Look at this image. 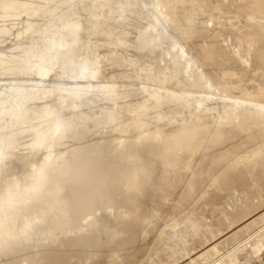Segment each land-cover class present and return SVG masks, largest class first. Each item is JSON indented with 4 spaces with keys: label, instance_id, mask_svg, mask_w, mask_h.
Listing matches in <instances>:
<instances>
[{
    "label": "bare ground",
    "instance_id": "obj_1",
    "mask_svg": "<svg viewBox=\"0 0 264 264\" xmlns=\"http://www.w3.org/2000/svg\"><path fill=\"white\" fill-rule=\"evenodd\" d=\"M92 1L94 3L98 0ZM204 1L206 0H203V3ZM222 1L214 3L212 8V11L215 9L214 15L219 14L218 11L216 13V8L222 9L223 5H219ZM225 1L228 4L229 1ZM236 1H232L234 6L232 2L230 6L235 8ZM241 1L237 2L241 4ZM210 2L209 6L208 3L205 4L207 10L205 5H202L204 9L202 8L201 2L200 7L196 5L198 0H105L99 8L88 10L86 0H0V264H202L200 259L205 254L212 255V251L218 249L223 240L227 242L230 231H234L230 232L234 234L238 229L239 232L244 227L250 228L248 226L251 224L248 226L245 224L248 220L242 219L248 213L251 214V201L245 208H241V202L244 203L245 200L248 202V199L246 197L241 198H245L244 201L239 199L241 207L238 209L240 206L238 205V210L233 211L229 207L230 197L228 198L226 193L234 190V187L247 188L248 172L244 171L246 173L244 175L238 168L240 164L243 167L247 161V157H242L248 151L239 153L244 148L242 146L239 148V145L245 147L252 145L250 141L256 138L258 142L252 141L253 145L256 143H259L256 144L258 147L264 145L261 143L264 141V97L260 96L264 94V82H261V78L264 77V16L261 17L264 15L262 13L264 0H257L256 3L252 2L253 4L249 0L254 8L248 6L249 3L247 7L243 4L251 12L256 10L257 14L262 13L259 16L247 10L248 20L253 23L247 25L254 27L255 33L250 35L251 37L256 35L261 44H258L260 47H256L255 52L254 48L251 50L248 45L252 52L246 50L245 41L250 37L249 32L244 33L248 35L247 37L240 35L241 32H238L240 36L237 35L239 42L243 35L241 39L244 43L241 42L245 49L242 45L240 46L242 49L238 48L239 45L235 43L237 48H232L234 41L229 43V38L233 31L229 32L231 33L228 35L229 38L225 36L227 40L229 39L228 46L232 44L231 48L227 45L225 47L231 50L227 51L228 48L224 50V44L223 47L220 44L222 41L226 43L227 40L214 42L213 39L218 38L214 32L221 23L225 25L226 23L222 22L223 18L216 15V18L222 21L219 24L215 18L213 25L217 23L219 26L216 25L215 29L208 28L210 25L207 22L208 30L205 26L201 27L204 24L201 20L211 17L210 13L207 15L211 10ZM192 3L196 8H193ZM118 4L119 10L110 15L113 30L106 40L102 32L107 30L110 19L105 20V10L117 7ZM133 4L144 6L147 9L144 14L149 18L148 24L139 33L138 30L142 28L140 26L145 24L146 20L142 18L141 20L145 22L142 23L136 19L140 26L137 27L136 23L135 26L139 29L134 28L132 24L136 18L134 14L139 12H136L139 7H132L134 13V10L132 9V12L130 9ZM190 5L193 9H197L198 6L197 11L201 12L198 18L203 17L202 10H207L205 11L207 14H203L209 16L204 17L205 19L200 18V21L196 19L197 16L194 17L198 21L197 23L195 21L196 24L193 23L197 28L195 33L193 32L195 28H192L193 30L186 28V20L190 18L186 19L184 14L188 13ZM226 7L229 9V6ZM238 7L237 9L241 10ZM128 11L132 12L131 16L128 14V19L132 18L128 20L129 23L126 16ZM190 11L187 18L191 15ZM243 11L244 15H247L244 9ZM219 12L227 22L229 20L232 22L231 24L228 22L231 26L233 22L237 25L239 15L238 20L234 16L237 21L232 18L236 11L227 14L230 18H227L222 10ZM180 16L185 17L186 20H183L185 23L183 21L180 23L182 19H179L178 23V17L184 18ZM245 19L247 20V16ZM183 23L185 27H179V24ZM228 23L226 27L229 26ZM131 24L133 29L137 30V36L136 32L133 34V37L135 36L133 39L139 46V50L136 49L137 44L134 48L138 50V53L135 51L136 57L132 49L134 41H130ZM128 26L130 31L126 30ZM244 27L246 28L245 25ZM248 28L243 30H250ZM209 31H212V34ZM221 32L215 33L220 35ZM126 34L130 36V40L127 41L133 44L132 48L129 46V54L125 49V45H129L124 39L127 37ZM198 35L209 40L204 41ZM219 38L221 40V36ZM200 39L206 42L207 45L204 44L207 48ZM253 39L256 38L249 41ZM210 40L212 41L209 45L207 42ZM255 41L256 46L259 41H256L257 43ZM116 47L124 48L126 52H123L124 49L123 51L121 49L122 52L117 49V54H114L112 49ZM111 52L114 54L113 59ZM126 53L130 58L135 57L136 62L128 58ZM252 53L255 55L251 57ZM107 55L111 56L108 58L113 60V64L112 60L107 59ZM219 55L221 58L230 57L233 64L230 62L232 65L228 67L223 60L225 63L218 61L220 63L218 65ZM214 63L217 64L216 67L213 66ZM133 65L136 67L143 65L141 67L143 69L135 74L138 69L133 68ZM212 66L214 70L211 68L209 73L208 69ZM132 68L136 69L135 73H132ZM132 74L140 76L138 78ZM117 75L123 78L131 76L134 82L137 78L142 85L146 83L141 85L142 87L139 85L135 87L131 86V82L130 85H126V81L124 85L119 86L123 80L122 77L119 78L122 82L118 80L121 82H118V85L115 81ZM141 75L146 77L147 81H140ZM144 77L142 79L146 80ZM97 100L105 101L103 112L96 115L100 117L84 111L79 113L82 107L85 110L87 104ZM169 102L170 105L184 104L183 108L175 105L179 110L182 109L179 115L181 112L186 114L184 109L187 107L192 110V113L188 112L191 115L184 118L187 114H183L184 119H177L178 110L175 111L177 116L174 115V105L169 106ZM118 104L123 109H117L126 113L128 111L132 113L133 110L130 109H134V106H137L136 110L138 107L141 109L149 107V110L150 108L157 110V113L159 109L166 110L171 107L173 111H170L173 114L167 113L169 110L161 112L164 113L163 117L170 114L171 116L167 115L169 119L176 116L177 122L167 120V116L165 119L161 117L162 115L158 117L161 112L157 114L150 110L151 112L148 111L150 115L144 117L153 118L152 115L156 114L155 118L158 120L146 118L147 122L149 119L153 120L151 125H147L145 119H141L143 122L139 121V124L134 120L135 126L130 122L133 117L131 113L130 118L129 113L117 115L118 110L117 114L114 112ZM165 105L169 108L164 107ZM222 110L228 114L227 120L233 124L229 125L232 127L231 131L236 130L238 133L231 132L230 127L225 125V129H222L225 132L220 130L221 132L215 133L217 137L211 136L209 140L214 139L216 142L208 141L212 144L209 146L206 139L209 134L214 133L212 131L216 130L215 125L223 119ZM152 112L155 113L151 115ZM144 114L146 115L147 111L140 115ZM125 117L129 119L128 125L131 124L135 128L130 126V129L123 125H127ZM229 121L227 124H230ZM119 124L125 129H120ZM240 132L246 134L244 137H248L249 144L248 142L244 144L246 139L243 138V134L240 139L236 138ZM230 133L232 135H228ZM228 138L229 141L232 139L236 141H230V144L223 147L225 144L220 142L224 143ZM231 142L235 147L234 151L227 147ZM235 142L238 143L239 151L235 150ZM203 143L208 146L207 149L204 147L205 150L202 149ZM255 148L254 152L253 148L252 150L249 148L254 155L250 156L252 159L247 163L257 166L263 164L261 167L264 171V157L259 155L255 159L256 151L261 147L256 148L257 150ZM200 149L205 151L203 157L200 156L201 159L195 156L201 152ZM262 149L260 152L263 154ZM230 152L242 156L235 153L237 159H234L235 155ZM193 156L199 160L197 159L198 164L195 167L192 165L194 168L191 169L188 163H191ZM227 158H230V164ZM250 158L248 156V159ZM195 159L192 161L195 162ZM233 163L238 167L236 170L230 167L235 166ZM242 167L244 170L245 167ZM263 176L261 174L258 178L262 183ZM257 187L255 186V191L260 189V187L256 189ZM252 189L250 191L254 193ZM259 197L262 199L261 194ZM205 205L222 212L217 214V225L208 220L209 208L205 209ZM262 211L263 214L260 212L259 215L261 217L264 216V210ZM186 216L193 230L199 227L198 232L196 229L198 234L196 236L194 231L196 237L192 238L193 240L182 241L183 236H188L191 230L189 234L186 233L188 230L184 231L187 234L185 235L180 228L184 235L178 233L182 237L180 238L175 236L177 233H173L176 239H171L172 247L168 241L172 233L169 234L168 231L175 232V227L179 223H188L185 221ZM256 218L254 217V221ZM250 220L252 223L253 219ZM260 220L264 222V219H257ZM231 223L238 229L230 230ZM257 223L260 227L259 222ZM247 232L248 230L245 233L249 235L250 232ZM255 234L253 239L250 237L252 241L248 239L250 242L247 243L244 240L242 248L235 250V253L232 252L229 257L225 255L219 258L216 255L217 259L214 258L215 260L209 264H264V232L260 235L257 232ZM226 235L229 237L226 238ZM237 238H240V234ZM176 240L184 242V248L187 247L185 249L181 247L182 242L181 245L178 243L175 245ZM167 241L170 248L172 247V250H169L170 254L173 252L172 257L164 254L168 249L162 252V246ZM178 245L182 248L181 253L172 260L175 256L173 248L176 246L178 248ZM164 246L167 247V244ZM217 249L213 254L216 251L218 253L220 249Z\"/></svg>",
    "mask_w": 264,
    "mask_h": 264
},
{
    "label": "rangeland",
    "instance_id": "obj_2",
    "mask_svg": "<svg viewBox=\"0 0 264 264\" xmlns=\"http://www.w3.org/2000/svg\"><path fill=\"white\" fill-rule=\"evenodd\" d=\"M214 1H215V0H211V2H210V0H209V1L206 0V1H204L205 3H203V0H202V1L198 0V3L196 4V5L199 6V4L202 3L201 6H202V5L204 6L205 4L207 5L208 2L211 3V5H210V6H211V10L208 12V14L205 12V11L208 10L207 7H206V5H205V9H207V10H204V11L202 10V15H203V17H202V16L200 17V18H204V17L207 18V17L211 16V17H209L207 20H203V19H202V20H203V22H202V20H201L200 18H198L199 13H201V12H198V11H197V9H199L198 6H197V9H193V8H196V6H194L193 3H192L191 5H193L194 7L191 8V5H190V8L188 7V8H189V9H188V13H189V11H190L191 9H193V10L190 11V14H191V15H189L190 17L187 18L188 13L184 14V15H186V16H185L186 19H189V18H190V19H189V20H186L184 16H180V17H184V18H179V17H178V23H179V19H180V20L182 19L180 23H182L183 20H184V21L186 20V21H187L186 24L189 25L188 27H187V25H186V28H187V29L189 28V29H191V30H193L192 28H195V30L193 31V32L195 33V32H196V29H197V28L195 27V26H196L195 24H196L198 21H200V20H201V23H202V24L204 23L201 27L205 26V27L207 28V26L210 25L208 28L211 27V28H213V29H215L214 27H215L216 25L219 26V24H220L219 22H221V21L223 20L222 22H225L226 25L223 24V23H221V24H220V27H221V25H222V27H221V28L218 27V30H220V31H218V30L216 29V31H217V33H218V32H221V29H222L223 27H225L226 29L223 28V30H222L223 32H221L222 35H221V34L219 35V34L215 33L216 31L211 29L212 31H215V32H214V35H216V37H217V35H218V38L221 36V40H219L220 38H219V39L217 38L218 40H217V39L215 40V38L213 37L214 35H213V36H208V37H211V38L213 37V38H214V39H213L214 42L217 43V41H218V42H221L222 39L227 40L226 38H227V37L229 38L228 35H230V34L232 33V31H233V34H231V36H232V35H236V36H237V35L239 34L238 32H241L240 35H241V34L244 35V33H248V32H249V36H250V37H247V36H248L247 34L244 35V36H246V37L249 38V39H252V38H256V39L250 40L251 42H250L249 39H248V41H249L250 43L245 39V40H246V41H245V45H246V46H247V45L250 46L251 50L254 48V49H253V52H255V48H256V47H260L259 45H261V44H260V41L257 40L258 37H257L256 35H255V37H251V35H250V33H251V34H255V33L253 32L254 27L250 26V24L253 25V23H250L249 20H248V17H249V15H248V14H249V13H248L249 8H245V7H247V6H246L247 3H249L248 6H250V7H253V8H254V6H253V5H250L249 0H248V1L245 0V1H244L245 3L242 2V1L240 0L242 6H239V7H238L237 5H241V4H240V2L238 3L237 1H239V0H237V1L235 2V5H236L235 8L232 7V6H230V5H232L231 2H232V1H235V0H232V1L228 0V1H229L228 4L226 3L225 0H223V1H222V0H218V1L216 0L215 2H214ZM219 1L225 2V4H226V5H225L224 3L220 2L219 5H223V6H225V7L222 6V9H221V8H218V9L216 8V13H217V11H218V13H219V14H216L217 17H218V15H219V17L223 18V19L220 20V21H219L218 18H216V15H214V11H215V9L212 11V8H214V3L216 4V3H218ZM256 1H257V0H253V1L251 0V3H252V2H255V3H256ZM104 2H105V0L94 1V3H93L92 0H86V4H88L86 7H87L88 10H94V9L99 8V7L101 6V4L103 5ZM200 2H201V3H200ZM212 2H213V3H212ZM90 3H91V4H90ZM232 3H233V6H234V2H232ZM236 3H237V4H236ZM134 4H136V3H134ZM134 4H133V5L131 6V8H130L131 10H132L134 7H136V6L139 7V5H135V6H134ZM243 4L245 5V7H244ZM252 4H253V3H252ZM98 5H99V6H98ZM212 5H213V7H212ZM254 5H255V4H254ZM118 6H119V4H118ZM118 6H117V7L114 6L113 8H110L109 10H108V9L105 10L104 18H105V20H109V19H110V20H109V24H111L110 26H109V24H108V28H107V30H105L104 32H102V35H103V37H104L106 40L109 39V35H110L109 33H111L112 30H113V22H111L112 20H111L110 15H111V14L113 15V14H114L113 12L119 10L120 6H119V7H118ZM203 6H202V8L204 9ZM207 6H209V3H208ZM216 6H218V4H217ZM226 6H229V9H228V7H226ZM132 7H133V8H132ZM143 7H144V6H143ZM143 7H139V10H136V12H137V11H139V12H137L136 14H134V13H135V10L133 9V10H134V13H133V14L136 15V16H134V18L136 17V18L134 19L135 24H134V22L132 23V24L134 25V28H136V29L138 30L139 28H137V27L140 26V22H141L142 20H146V21H145L146 23H145L144 21H142V23H145V24H142V26H140V27H142V28H140V30H138V33H139V31H141V30H142V29L148 24V20H149L147 14H144L145 11H146L147 9H146L145 7H144V9H143ZM199 7H200V6H199ZM220 7H221V6H220ZM230 7H231V8H234V9L231 10ZM237 7H238V8H241V10H240V9H237ZM255 7H256V6H255ZM223 8H225V9L227 8L228 10H225V9L223 10ZM253 8H252V9H253ZM135 9H136V8H135ZM140 9H142V10L140 11ZM209 9H210V8H209ZM243 9L245 10V12H247V13H246L247 15H244L245 13H244ZM252 9L250 8V10H252ZM255 9H256V8H255ZM255 9H254V10H255ZM110 10H112V11L110 12ZM131 10H130V11H131ZM133 10H132V12H133ZM194 10H196V11H194ZM219 10H220V11L222 10V12H225L226 15H227L228 13H231V11H232L233 13L236 11L235 13H236L237 15H236V14H233V15H232V16H233L232 18H234L235 20H236V18H237V20H238V17H237V16L239 15V18L241 19V21H240V19H239L238 22H240L241 24H242V22H243V24L245 23L244 25L246 26V28H248V27L250 26V27L248 28V29H250V30H243V29H246V28L244 27L243 24H242V25H241V24H238V22H236L238 26L235 24V22H233V25H234V26H233V25L231 26L230 24H231L232 22L230 23V20L228 19V20H229L228 22L230 23V24H229V23L227 22V20L225 19V17H222V15H221L222 13H220ZM247 10H248V11H247ZM143 11H144V12H143ZM192 11H193V12H192ZM200 11H201V8H200ZM211 11L213 12V14H211V13H212ZM226 11H227V12H226ZM229 11H230V12H229ZM240 11H241V13H243V14H242V18H244V17L246 18V16H247V20H246L245 18L242 19V18L240 17V16H241ZM242 11H243V12H242ZM107 12H108V13H107ZM132 12L130 13V12L128 11V13H127V15H126V16H127V23H129L128 20L130 21V20L132 19V18H131V19H128V14L130 13L129 15L131 16V15H132ZM142 12H143V13H142ZM191 12H192V13H191ZM238 12H239V14H238ZM249 12H251V11H249ZM252 12H254V11H252ZM252 12H251V14H253ZM109 13H110V14H109ZM194 13H195V14H194ZM203 13H206L207 15H209V13H210V15L207 16V15L205 14V15H206V16H205ZM257 13H258V12H256V10H255L254 14H257ZM262 13L264 14V12H262ZM262 13L259 12V14H257V15L260 16ZM107 14H108V15H107ZM138 14H139L141 17L138 16ZM142 14H144V15H142ZM112 15H111V16H112ZM193 15H194V16H193ZM200 15H201V14H200ZM213 15H214V16H213ZM130 16H129V17H130ZM142 16H143V17H142ZM145 16L147 17V19H146ZM192 16H193V17H192ZM195 16H197L196 19H197L198 21L194 18ZM223 16H225L224 13H223ZM234 16H235L236 18H235ZM263 16H264V15H262L261 17L263 18ZM107 17H108V18H107ZM191 17H192V18H191ZM213 17H214V18H213ZM226 17H227V18H230V15H227ZM106 18H107V19H106ZM142 18H143V19H142ZM210 18H211V19H210ZM215 18L218 20V21H216V22L219 23V24L216 23V25L214 26L213 23H215V22H213V21H215ZM136 19H139V21H140L139 24H138V21H136ZM141 19H142V20H141ZM191 19L194 20V21H192ZM199 19H200V20H199ZM204 19H205V18H204ZM212 19H214V20H212ZM224 19H225L226 21H225ZM234 19H233V21H234ZM263 19H264V18H263ZM190 20H191V22H190ZM208 20H212V21H208ZM237 20H236V21H237ZM245 20H246L247 22H246ZM184 21H183V22H184ZM195 21H196V23H195ZM189 22H190V24H189ZM207 22H208V23H207ZM210 22L212 23L213 27H212V25H211ZM251 22H253V21L251 20ZM136 23H137V27L135 26ZM184 23H185V22H184ZM184 23H183V24H179V27H183V26L185 27ZM193 23H195V24H193ZM206 23L209 24V25H207ZM227 23L229 24V26H228L229 28L226 27V26H227ZM247 23H250V24L247 25ZM132 24L130 25L131 28H132V30L129 28V26H128L127 29H126L127 31H128V30H129V31H130V30L132 31V34H131V35L129 34V32L126 31V32H127L130 36H132V37L128 36V34H126L128 38H127V37H126V38L123 37V38L126 40V44H128L130 41H132V42L134 41L133 38H134L135 36L133 37V34L135 35V32H136V36H137V30H136V29H135V30L133 29V25H132ZM181 25H182V26H181ZM190 25H192L191 28H190ZM193 25H194V27H193ZM224 25H225V26H224ZM239 25H240V26H239ZM111 26H112V27H111ZM230 26H231L233 29H234V28H235V29L233 30L232 28H230ZM235 26H236L237 28H236ZM205 27H204V28H205ZM251 27H252V28H251ZM208 28H207V30H208ZM219 28H220V29H219ZM240 28H241V29H240ZM202 29H203V28H202ZM227 29H228V30H227ZM109 30H110V31H109ZM133 30H134V32H133ZM225 30H226V31H225ZM235 30H237L236 33H234ZM238 30H241V31H238ZM199 31H201V30H199ZM212 31H211V32H212ZM243 31H245V32H243ZM251 31H252V32H251ZM105 32H107V33H105ZM202 32H203V30H202ZM209 32H210V31H209ZM211 32H210V33H211ZM225 32H226V35H224ZM227 32H228V33H227ZM229 32H231V33H229ZM103 33H104L105 35H107V36H105ZM130 33H131V32H130ZM196 34H197V33H196ZM211 34H212V33H211ZM126 35H124V36H126ZM223 35H224V37H223ZM240 35H238V36H240ZM243 35H242V36L240 37V39H239L240 42L238 41V38H239L238 36H237V37L232 36V37H234V39L230 36L229 39H230V40L232 39V41H230V40L228 39V40H229V43L234 41L232 44L235 43V44L239 45L238 48L242 49V47L245 46V45L243 44L244 42L242 41L243 39H241V38L243 37ZM225 36H226V38H225ZM253 36H254V35H253ZM106 37H108V38H106ZM129 37L132 38V39L130 40ZM198 37H199V38H202V37L199 36V35H198ZM211 38H210V39H211ZM235 38H236V41H235ZM127 39H129L130 41H127ZM202 39H203V38H202ZM206 39H207V38H204L203 40L205 41ZM135 40H136V39H135ZM208 40H209V38L207 39V41H208ZM228 40L226 41L227 44H226L225 42H223V41H222V43H220V44H222V45H221L222 47H223V44H224V47H223L224 50H226V48H228V47H229V48L232 47V44H231L230 46H228V44H229V43H228ZM255 40H256L257 42H258V41H259V42L257 43ZM200 41H201V39H200ZM211 41H212V40H210V41L207 42V43H209V45H210ZM237 41H238V43H237ZM241 41H242L243 43H242ZM252 41H253V43H252ZM254 41H255V43H257L256 46L254 45ZM108 42H109V41H108ZM201 42H202L203 45L205 46L206 42H203V41H201ZM204 43H205V44H204ZM239 43H240V44H239ZM246 43H248V44H246ZM251 43H252V46H251ZM133 44H135L134 47H133ZM133 44H132V43H129V45H125V49H126L127 53L129 52V51H128V50H129V46H130V47H131V46L133 47V48H132V47H131V48L134 50V52H133L134 54L131 53V50H132V49H131V50H130L131 55H132V54L135 55L136 52L139 50V48H138L139 46H138L137 43H135V41L133 42ZM136 44H137L136 49H138V50L134 49L135 46H136ZM218 44H219V43H218ZM235 44L233 45L234 47H232L233 49H234L235 47L237 48V45H235ZM258 44H259V45H258ZM206 45H207V44H206ZM209 45H208V46H209ZM226 45H227L228 47H225ZM241 45H242V47H240ZM243 45H244V46H243ZM126 46H127V47H126ZM248 46H247L248 49H247L246 47H244V49L246 48V50H250V48H249ZM253 46H254V47H253ZM123 47H124V46H123ZM205 47H206V46H205ZM119 48H120V47H118V48L116 47V49H112V52H114V54H115V53L117 54V51H116L117 49H118V51H120V52H122L123 49H124V48H123V49L121 48V49H122V51H121V49H119ZM206 48H207V47H206ZM229 48L227 49V51H228V50H231V49H229ZM125 49H124L123 52H126ZM233 49H232V50H233ZM256 49H257V48H256ZM114 50H115L116 52H115ZM251 50H250V52H252ZM135 51H136V52H135ZM112 52H111V56H112V57H111L110 55H107V59H109V61L112 60L113 57H114V54H113ZM241 52H243V50H241ZM127 53H126V55H127V57H128V56H129V55H128L129 53H128V54H127ZM137 53H138V52H137ZM243 53H244V52H243ZM112 54H113V55H112ZM253 54L255 55V53H252L250 56L252 57ZM136 56H137V54L135 55V57H136ZM108 57H111L112 59H110V58H108ZM132 57H133V56H131V58H130V56H129L128 58H130L133 62H136V61H134L135 57H134V58H132ZM105 58H106V57H105ZM217 58H219L218 60L216 59V60H217V63H218V61H219V62L222 61V62H223L222 64H224V63H225L224 61H226L225 64H228V67H229V65L231 66V65L233 64V62L231 61V58H230V57H226V58H227V59H226L224 56H222V58H221V55H219V57H217ZM228 58H229L230 60H228ZM225 59H226V60H225ZM223 60H224V61H223ZM137 61H138V57H137ZM227 62H229V63L231 62L232 64H231V63L229 64V63H227ZM113 63H114V62H113V60H112V61H111V64H113ZM115 63H116V62H115ZM220 63H221V62H220ZM220 63H218V65H219ZM111 64H110V65H111ZM136 64H137V63H136ZM136 64H135V65H136ZM114 65H115V64H114ZM114 65H112V66H114ZM212 65H213V64H212ZM215 65L217 66L216 63H214L213 66H215ZM213 66L210 67V68L208 69L209 73H211V70L213 69ZM216 66H215V67H216ZM134 67H135L136 69H138V70L133 69ZM141 67H143V65H140L139 67H138V66L136 67V66L133 65V68H132L133 71H132V73L134 72V70H136L135 72H137V73H135V72H134V73H135V74H138V73L143 69V68H141ZM211 68H212V69H211ZM132 69H131V70H132ZM140 69H141V70H140ZM210 69H211V70H210ZM213 70H214V69H213ZM212 72H213V71H212ZM132 75H134V74H132ZM142 75H143V74H142ZM142 75H141L140 81H141V80H142V81H147V78L144 77V76H142ZM144 75H145V74H144ZM138 76H140V75H134V77H138ZM121 77H122V76H119V75H117V76L115 77V81H116L117 83H118L119 81L122 82V80H123V82H122L121 85H119V83H121V82L118 83L119 86L124 85L126 81H127V82H126V85H127V84L130 85V84L132 83L131 86L133 85V86H135V87H138L137 85H139V87H142V86L145 85V83H146V82H144L143 85L140 84V82L138 81L139 79H137V78H136V80L138 81V83H136L137 81L135 80V82H134V79H133V77H131V76L128 77V78H126V77H125V78H123V77L121 78ZM143 77L146 78V80L142 79ZM119 78H121L122 80H119ZM138 78H139V77H138ZM263 78H264V77L261 78V82H264V81H263ZM124 79H126V80H124ZM128 79H131L132 81H128ZM118 80H119V81H118ZM148 81H149V78H148ZM247 81H250V80H247ZM247 81H246V82H247ZM129 82H131V83H129ZM133 82H134V83H133ZM246 82H245V84L248 83V82H247V83H246ZM135 84H136V85H135ZM248 84H249V83H248ZM141 85H142V86H141ZM262 95H264V94H262ZM262 95L260 94L261 98L264 97V96H262ZM45 102H46V101H45ZM93 102H95V103H93ZM100 102H101V103H100ZM103 103H105V101L103 102V100L91 101L89 104H87V105L85 106V107H86L85 110H87V111H85V110H84V107H82L83 110L80 109L79 113H82L81 111H84V112H88L89 114L91 113V115H95V117H100V116H96V115H98V113L101 115V113L103 112V111H102V109L104 108V104H103ZM221 103H222V102H221ZM90 104H91V105H90ZM93 104H94V105H93ZM96 104H97V105H96ZM222 104H223V103H222ZM89 105H90L91 107H90ZM118 105H119V104H118ZM118 105L116 106V109L114 108V112H115V113L117 112L118 109H123L122 106H120V105L118 106ZM168 105H169V106H173L174 104H173V105H170V102H169ZM175 105H178V104L175 103ZM175 105H174V107H173V108H174V115H176V114L178 113V116L176 115V116H177V119L183 118V116H184L183 114H185V113H182V112H181L182 115L180 114V115H181V117H180L179 113H180V111H181L182 109L179 110V107H182V108H183V107H184V104H183V106H182L181 104H179V105H178L179 107H178V106L176 107ZM180 105H181V106H180ZM92 106H93V108H92ZM120 107H122V108H120ZM134 107L136 108L137 106H134ZM134 107H133V108H134ZM164 107H168V106L165 105ZM164 107H163V108H164ZM175 107H176V109H175ZM186 107H187V104H186L185 108H186ZM88 108H89V109H88ZM94 108H95V109H94ZM117 108H118V109H117ZM135 108H134V109H132V108L130 109V110H133V112H135V113H133V112L131 113V111H128V112H127V113H129V114H128L129 116H130V113H131V116H133V117L135 118V119H133V117L131 118V116H130V118L132 119V121L130 120V122H131L132 125L135 124V126H136V123H133V122L138 121L137 124H139V121H140V123H142L143 120L141 121V119H145V120H146V118H150V117H151V116H150V117H144V116H148V114L150 115V113H149L148 111H150V110H154V109H151V108H150V110H149V107H148V108L144 107V109H143V108L141 109V108L138 107L140 110H139L138 108H137V110H136ZM163 108H161V109H163ZM168 108H169V107H168ZM170 108H171V107H170ZM170 108H169V109H166V110H165V108H164L163 110H160V109H159V112H161V111H163V112L165 111V112H166V111L169 110L167 113H170L171 111H173V109L171 110ZM177 108H178V109H177ZM187 108H188L190 111H189ZM187 108H186L187 110L184 109V112H186V114H187V116H184V118H187L188 116L191 115V114H189L188 112L192 113V110H191L189 107H187ZM92 109L95 110V111H93ZM145 109H146V110H145ZM147 109H148V110H147ZM220 109H221V104H220ZM103 110H104V109H103ZM134 110H135V111H134ZM141 110H143V111L141 112ZM170 110H171V111H170ZM177 110H178V112L176 113L175 111H177ZM91 111H92V112H91ZM101 111H102V112H101ZM136 111H137V112H136ZM144 111H145V113H146V111H147V114H146V115H145V114H144V115H140V114H143ZM154 111L156 112L157 110H154ZM84 112H83V113H84ZM93 112H94V114H93ZM95 112H96V113H95ZM100 112H101V113H100ZM118 112H119V113H118ZM118 112H117L118 114L116 113L117 115H121V114L124 115V113H126V112H124V111H122V110H121V111L118 110ZM122 112H123V113H122ZM139 112H141V113H139ZM150 112H151V111H150ZM155 112H152L151 115H152L153 113H155ZM159 112H158V113H159ZM127 113H126V114H127ZM138 113H139V114H138ZM156 113H157V112H156ZM158 113H157V114H158ZM126 114H125V115H126ZM134 114H135V115H134ZM137 114H138V115H137ZM165 114H166V113H165ZM170 114H173V112H171ZM170 114H166L165 117H166L167 115H170ZM186 114H185V115H186ZM128 115H126V117H127ZM155 115H156V114H154V115H152V116H153V118H154L155 121H156V120H158V119L155 118ZM160 115H162L161 117H162L163 119H165V117H163V116H164V113H162V112L159 113L158 117H160ZM221 115L224 116V117H223V119H221L222 121L220 120V121L215 125V128H214V129H216V130H215V131H212V132H214V133L209 134V136L207 137L208 139L205 138V139H206V144H208L209 146H210V144H211V143L213 142V140H214V139H213V140L211 139V140H212V141H211V140H209L210 138H212L213 136H216V137H217L218 135H216V134L219 133V132H221V131H223V130L225 129V125H226V127L229 126V125H230V126L233 125L231 121L227 120V119H228V117H227L228 114H225V113L223 112V110L221 111ZM140 116H141V117H140ZM170 116H171V115H170ZM172 116H173V115H172ZM176 116H174L173 119H169L168 116H167L166 118H167V120L169 119V121H172V122L174 123V122H177V119L175 120ZM126 117H125V119H126ZM142 117H143V118H142ZM156 117H157V115H156ZM225 117H226V118H225ZM127 118H128V117H127ZM138 118H139V120H138ZM151 118H152V117H151ZM153 118H152V119H153ZM170 118H171V117H170ZM184 118H183V119H184ZM224 118H225V121H224ZM136 119H137V120H136ZM152 119H149V122H147V120H146V123H148L147 125H149V124L151 125V124L153 123V120H152ZM183 119H182V120H183ZM126 120H127V119H126ZM128 120H129V119H128ZM128 120L126 121V123L128 122ZM134 120H135V121H134ZM145 120H144V122H145ZM151 120H152V123H151ZM174 120H175V121H174ZM180 120H181V119H180ZM178 121H179V120H178ZM228 121L230 122V124H227ZM222 122H223V123H222ZM124 123H125V122H124ZM146 123H145V124H146ZM128 124H129V123H127V125H128ZM131 124H130V126L133 127ZM119 125H120V126H119ZM119 125H118V126H119L120 129H123L124 126H126V127H130L129 125L127 126L126 124H123L124 126H123V128H122V124H119ZM222 125H223L224 127H222ZM135 126H134L133 128H135ZM230 126H229V127H230ZM131 127H130V129H131ZM146 127H147V126H146ZM220 127H222V128H220ZM119 128H118V129H119ZM133 128H132V129H133ZM218 128H219V129H218ZM231 128H232V127L229 128L230 131L232 130ZM124 129H125V128H124ZM124 129H123V130H124ZM222 129H223V130H222ZM220 130H221V131H220ZM229 130H227V131H229ZM233 130H234V129H233ZM227 131H226V132H227ZM235 131H236V130H235ZM235 131H234V132L231 131V132L237 134L238 131H236L237 133H236ZM223 132H225V131H223ZM146 133H149V132L146 131ZM215 133H216V134H215ZM228 133H229V132H228ZM223 134H224V133H223ZM226 134H227V133H226ZM226 134H224V135H226ZM242 134H243V135H242ZM224 135H223V137H224ZM228 135H232V134L230 133V134H228ZM228 135H227V136H228ZM233 135H234V134H233ZM238 135H239V134H238ZM241 135L243 136V138H245L244 136H245L246 134L240 132V135H239V136L236 135V138H239V139H240V136H241ZM211 136H212V137H211ZM216 137H215V138H216ZM225 137H226V136H225ZM225 137H224V138H225ZM228 137H230V136H228ZM233 137H235V135H234ZM224 138H223V139H224ZM231 138H232V136H231ZM205 139H204V140H205ZM217 139H218V138H217ZM229 139H230V138H228V141H227V139H226V142H224V143H221V142H222V141H221L220 144H225L224 146L222 145L223 147H225L226 144H230V141H236V139H235V140L232 139V140H230V141H229ZM239 139H238V140H239ZM245 139H246L247 141H246ZM245 139H244V140H245L244 144H245L246 142H248V137H246ZM261 139H262V138H261ZM244 140H243V141H244ZM254 140H256L255 142H258L257 138H256V139H252L253 142H254ZM208 141L211 142V143L209 144ZM214 141H215V140H214ZM223 141H224V140H223ZM239 141H242V139L239 140ZM249 141H250V139H249ZM252 141H250V142H251V144L253 145L254 143H253ZM260 141H261V140H260ZM260 141H259V142H260ZM262 141H263V139H262ZM203 142L205 143V141H203ZM215 142H216V141H215ZM237 142H238V141H237ZM237 142H235V146H236V149H235V150L239 151L240 149L238 150L237 145H238V143H239V144H240V143L243 144V143H242V142H238V143H237ZM250 142H248V144H249ZM204 143H203V144H204ZM213 143H214V142H213ZM232 143H233V142H231V145H232V146H231V145H227V147H229V148L231 149V151L235 148V147H233V144H232ZM236 143H237V144H236ZM261 143L264 144V141L261 142ZM206 144H204V146L201 145V146H203V148H202V147H200V148H202L203 150H205V149H204V147H205V148L207 149L208 146L206 147ZM217 144H218V143H217ZM248 144H247V145H248ZM256 144H257V143H256ZM256 144L253 145V146L250 145V144H249L248 146L246 145L247 147H245L244 145H239V148H240L241 146H242V148H243V147L246 148L245 151H243L244 148L241 149V150L239 151V153L241 152V153L243 154V153H245V152L247 153V151H248V153H247L246 155L243 154L244 156L242 157V158H244V157L246 158V157H247V161H246V162H245V160H243V159L240 158V156H242V155L239 154V153L237 154V153H236L237 151L234 152V153L230 152V153H232V154L235 155L234 159H237V158H236V154H237V155H240V156H237V157H239V159H241V161H244V162H245V164H243V167H245V168H244V170L241 169L242 165H241L240 163H239V164H240L241 166L238 164L240 168H238L237 165H235L234 163H233V165H235V166H231V165H230V167H232V168L235 169V170H236V168H238L239 170H241V171L244 173V175H245L247 172H248V173L250 172L251 174H248V173L246 174V178L248 179V180H247V183H246V187H247V188L243 187V188L241 189V188H238V187H234V188H233L234 190H235V188H237V190H235V191L232 190V191H234L235 193L232 192V191L226 193V195H228L227 197H228V198L230 197L229 200H230V202H231V205H230L229 207H230L231 210H233V211H235L234 209H237V206L240 205L241 203H242V204H241L242 207H241V205H240V206L238 207V209H239L240 207H241V208H243V207L245 208V206L249 205V202L251 201V205H252V207L250 208V211H251V209H252V211H251V212L248 211V212H250L251 214H253V213H255V214H253V215H252L253 217H252L251 214L248 213V214H247V216L249 215L248 218H247V216H246V217L243 218L242 220H243V221H247V220L250 221V222L247 221V223H249V224H247L246 222H245V224H246L247 226L251 224L252 226L250 225V226H248V227H250L251 229H253L254 233H253V231H252L250 228L245 229V227H244V229H242L241 231H239V232H240V233H239V232H238V230H239L238 228H237L238 230H237L236 228H234L235 226H234L232 223H231V227H230V224H229L228 228L230 227V228H231L230 230H232V229H233V230H237L236 232H238V233H236V232H235V233H236L237 235L240 234V238H239V239H238V238L236 239L237 235H236L235 233H234V234H231V233L234 232V231H232V232L230 231L231 233H230V232L228 233V234H230V235H229L230 237H229L228 235L225 236L226 238H227V236L229 237V238H227V242H226V241L224 242V240H223V241L219 244V248H218V249H220L222 252H219V251H220V250H219L218 253H220V254H218L217 251H216V253H214V254H215V255H214L213 252H215V250L217 249V248H216L214 251H212V255H210V253L205 254V256H203V257L200 259V260H202V264H205V263L208 262V261H209V262L206 263V264H209V263H211L212 261H214L215 259H217L218 256H219V258H220V257H223V256H225V255H226L225 257H229L230 255H232L233 253H235L237 250H239L238 248H240V247L242 248V245H244V243H245L244 240L247 242L248 239H250V240H251V238L253 239V238L256 236V234H255L256 232H257V234H259V235L261 234V232H264V231H263L264 229L262 228V227H264V222L260 220V221L262 222L261 225H260V221H257V219H258V220H259V219H264V216H262V217L259 216V215L263 212L262 210H264V195H262V194L264 193V185H262V184H264V182L262 183V182L260 181V179H258V178H260L259 176H260L261 174L264 175V171H262L263 168L261 167L263 164H261L260 166H259V165L257 166V164H255V165H250V164L247 163L248 161H250V160L252 159V157H253L252 155H254V154H252L250 151H251L252 148H253V152H254V148H255ZM258 144H259V143H258ZM258 144H257V145H258ZM211 145H212V144H211ZM260 145H262V144H260ZM249 146H250V147H249ZM251 146H252V147H251ZM262 146H264V145H262ZM262 146H259V147L263 148V149H262L263 154L260 152V151H261V150H260L261 148L258 149V151H256V157H255V159H256L257 157H259V155H262V157H264V156H263V155H264V151H263V150H264V147H262ZM248 147H249L251 150H250ZM259 147L256 146V148H259ZM191 148H192V147H191ZM191 148H189V149H191ZM229 148H227V150H229ZM256 148H255V150H257ZM248 149H249V150H248ZM199 151H201V149H200ZM233 151H234V150H233ZM204 152H205V151H201L200 153H198L199 155L197 154V155H195V156H196V157L199 156V158L201 159V158L203 157ZM228 152H229V151H228ZM249 152H250V154H249ZM257 152H258V154H257ZM259 152H260L261 154H259ZM235 153H236V154H235ZM200 154H202V155H200ZM248 154H249V155H248ZM200 156H202V157H200ZM248 156H249V158H250V156H252V157H251L250 159H248ZM228 157L231 158V156H229V155H228ZM232 157H233V155H232ZM260 157H261V156H260ZM199 158H196V159H195L194 156H193V157L191 158V160H190L191 163H190V162L188 163V164L190 165L189 168L193 169V168L198 164L197 161L199 160ZM230 158H229V159L227 158L229 164H230V162H229ZM193 159H195V160H194L195 162L192 161ZM197 159H198V160H197ZM231 159H232V158H231ZM232 161H234V160L232 159ZM241 161H240V162H241ZM192 162H193L194 164H193ZM235 162H236V164H237V163H238V160L235 161ZM246 163H247V164H246ZM192 165H193L194 167H193ZM248 165H249V166H248ZM247 166H248V169H247ZM243 167H242V168H243ZM249 167H250V168H249ZM251 167H252V169H251ZM257 167H258V168H257ZM246 169H247V170H246ZM248 170H250V171H248ZM259 170H260V171H259ZM244 171H246V173H245ZM253 171H257L258 174H259V172H260V174L258 175L257 172L254 173ZM261 171H262L263 173H262ZM252 173H253V175H252ZM249 175H250V176H249ZM256 175H257L258 177H257ZM252 176H253V178H252ZM261 177H262V176H261ZM263 179H264V176H263ZM250 181H251V182H250ZM252 181H253V182H252ZM256 181H258L259 183H257ZM187 182H188V181H187ZM187 182H186V183H187ZM186 183H185V184H186ZM250 183H252V185H254V183H255L256 185H254V187H253ZM249 184H250V185H249ZM261 185H262V186H261ZM249 186H250V187H249ZM251 186L253 187V189H252ZM255 186H256V187H257V186L260 187V189H258L259 187H257L256 189L259 190L262 199L259 197L260 194H258V193H259L258 190H256V191H257V193H256V191H255V189H254ZM261 187H262V188H261ZM248 188H250V189L248 190ZM244 189H245V190H244ZM251 189H252V191L254 190V191H253L254 193H252V192L250 191ZM238 190H239V191H242V192H243V190H244L245 194H247V195H245V194L243 195L242 192H239ZM246 190H247L248 192H249V191L251 192L252 197H251L250 192H249V194H248V192H246ZM237 191H238V192H237ZM231 192H232V193H231ZM244 192H243V193H244ZM228 193H229L231 196H230ZM237 193H238V194H237ZM239 194H240V196H239ZM241 194H242L243 196H242ZM257 194H258L259 196H258ZM236 195H237L238 197H237ZM253 195H255V196H253ZM256 195H257V196H256ZM234 196H235V197H234ZM247 196H248V197H247ZM243 197H246V199H248V202H246L247 200L244 201L245 198H244V199H241V198H243ZM250 197H251V198H250ZM255 197H256V198H255ZM258 197H259V198H258ZM232 198H234V199H232ZM236 199H237V200H236ZM239 199L242 200V201H244V203L241 202ZM257 199H258V200H257ZM259 199H260V200H259ZM232 200H233V202L236 200V201L234 202L235 204L232 202ZM256 200H257V201H256ZM238 201H239V202H238ZM253 201H254V203H253ZM255 201H256V202H255ZM240 202H241V203H240ZM237 203H238V204H237ZM245 203H246V205H245ZM258 203H259V204H258ZM232 204H233V206H232ZM243 204H244V205H243ZM234 205H236L235 208H234ZM262 205H263V206H262ZM231 206H232V207H231ZM261 206H262L263 208H262ZM205 207H206L205 209H208V208H209V206H206V205H205ZM210 207H211V206H210ZM259 207H261L262 209L259 208ZM230 208H229V210H230ZM212 209H213V207H211V208L208 209V212H209V213H208V215H207V218H208V220H210V222H211L213 225H217V221H218V220H217V219H218V215H217V214H219V213L221 214L222 212H221V211L218 212L217 210H214V209L212 210ZM238 209H237V210H238ZM256 209H258V210H256ZM259 209H260V210H259ZM210 210H211L212 212H211ZM231 210H230V211H231ZM253 210H255V211H253ZM213 212H214V213H213ZM260 212H261V213H260ZM211 213H212L213 216H211ZM225 213H226V212H225ZM257 213H258V216H257ZM209 214H210V215H209ZM214 214H215V215H214ZM262 214H263V213H262ZM216 215H217V216H216ZM254 215H255V216H254ZM214 216H215V217H214ZM167 217H169V215H167ZM187 217H188V216H186L185 218L187 219ZM254 217H255V218L257 217L255 221H254ZM259 217H260V218H259ZM185 218H183L182 221H184ZM209 218H210V219H209ZM215 218H216V220H215ZM246 218H247V219H246ZM251 218L253 219V220H252V223H251V220H250ZM213 220H214V221H213ZM242 220H240V222H241ZM185 221H186V222L188 221V223H184V222L179 223L180 225L178 224V225L175 227V228H176V229H175V232H174V231H173V232H169V231H168V233H169V234L172 233V236H173V237L171 236L170 239L168 238L169 240L167 239L168 241H170V242H169V244H171L170 246H172L171 241L174 240V239H176V238H174V234H173V233H175V234H176V233H177V234L179 233V234H180V233H181V232H180L181 230H182L183 232H184V231L186 232V230H188V231L186 232L187 234H189V231L191 230V231H190L191 236H190V234H189L188 236H183V235L185 234V232H184L183 235H182V233L180 234L181 236H183V238L180 237L179 234H178V235H175V236H177V237L179 236L180 238L183 239V240H182V239H179V238H178L179 240H182V241H184V239H185L186 241L189 240V239H190V240H193L192 238H195V237L197 236V234H198L197 232H198L199 227H198V229H197V227H196V229H197V232H196V229L194 228L195 230H193V227L190 226V224H189V221H190V220L187 219V220H185ZM215 221H216V222H215ZM243 221H242V222H243ZM253 221H254L255 224L253 223ZM242 222H241V223H242ZM257 222H259V225H260L261 228L258 226V223H257ZM238 223H239V222H238ZM239 224H240V223H239ZM262 224H263V225H262ZM253 225H254V226H253ZM184 226H186V228H185ZM188 226H190V227L188 228ZM233 226H234V227H233ZM243 226H244V224H243ZM255 226H256V227H255ZM183 227H184V230L182 229ZM232 227H233V228H232ZM253 227H254L255 229H254ZM180 228H181V230H180ZM239 228H240V227H239ZM257 228H258V229H257ZM259 229H260V230H259ZM261 229H262V230H261ZM228 230H229V229H228ZM243 230H245V231H243ZM246 230H248L247 233L250 232V233H249V235L251 234L250 236L247 235V234L245 233ZM250 230H251L252 232H251ZM194 231H195V233H196V236H195V234H194ZM255 231H256V232H255ZM259 231H260V232H259ZM244 233L247 235V238H246V235H245ZM187 234H185V235H187ZM192 234H193V235H192ZM243 235H245V236H243ZM253 235H254V236H253ZM231 236H232V237H231ZM257 236H258V235H257ZM169 237H170V235H169ZM188 237H189V238H188ZM244 237H245V238H244ZM250 237H251V238H250ZM172 238H173V239H172ZM187 238H188V239H187ZM226 238H225V239H226ZM241 238H242L243 240H242ZM171 239H172V240H171ZM240 239L242 240V242H240V241H241ZM179 240H178V241L176 240L177 242H176V241H175V242L173 241V242L175 243V245H177L176 243H178V244L181 245V242H182V241H179ZM229 240H230V241H229ZM238 240H239V241H238ZM250 240H249L248 242H250ZM168 241L165 242V243L163 244V246H162L163 250H162V248H161L160 251L162 250V252H164V251H166V249H168V250H167L168 252H167V253L164 252V254H165V255H170V256H171V254H173V252L171 251V254H170L169 250H170L173 246L170 248V246L168 245ZM251 241H252V240H251ZM187 242H188V241H187ZM235 242H236V243H235ZM239 242H240V243H239ZM248 242H247V243H248ZM174 243H173V245H174ZM183 243H184V242H182V245H183V246L181 245V247L184 248V244H183ZM224 243H225V245H223ZM226 243H227V244H226ZM234 243H235V245H234ZM238 243H239L240 245H239ZM242 243H243V244H242ZM166 244H167V247H168V248H167L166 246H164V245H166ZM186 244H187V243H186ZM221 244L223 245V247H222ZM232 244H233L234 246H233ZM175 245H174V246H175ZM230 245H231V246H230ZM232 246H233V247H232ZM237 246H238V247H237ZM179 247H180L179 245H178V248H177V246H176L177 250H176V248H175V249L173 248V250H174V254H175L176 257L174 256V258H172V260H173V259L175 260V258H177V256H178V254L181 253V252H180V249H182V248H181V247L179 248ZM186 247H187V246H185V248H186ZM227 247H228V248H227ZM231 247H232L233 251H232ZM234 247H235L236 249H235ZM185 248H184V249H185ZM225 248L227 249V251H226ZM241 248H240V249H241ZM218 249H217V250H218ZM229 249H230V250H229ZM171 250H172V249H171ZM175 250L177 251V253L175 252ZM228 250H229V251H228ZM235 250H236V251H235ZM160 251H159V252H160ZM181 251H182V250H181ZM183 251H184V250H183ZM234 251H235V252H234ZM162 252H160V253H162ZM228 252H229V253H228ZM232 252H233V253H232ZM223 253H224V254H223ZM231 253H232V254H231ZM222 254H223V255H222ZM207 255H208V256L210 255L209 257H211V256H212V257L209 259V257H206ZM216 255H218V256L216 257ZM159 256H161V255H159ZM171 257H172V256H171ZM171 257H170V258H171ZM204 257H206L207 260H205L206 258L204 259ZM168 258H169V257H168ZM212 258H213V259H212ZM214 258H215V259H214ZM203 259H204V260H203ZM210 260H211V261H210ZM204 261H206V262H204Z\"/></svg>",
    "mask_w": 264,
    "mask_h": 264
}]
</instances>
